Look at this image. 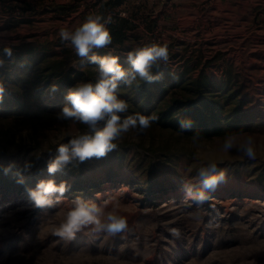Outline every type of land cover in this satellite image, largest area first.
I'll return each instance as SVG.
<instances>
[{"label":"rangeland","instance_id":"rangeland-1","mask_svg":"<svg viewBox=\"0 0 264 264\" xmlns=\"http://www.w3.org/2000/svg\"><path fill=\"white\" fill-rule=\"evenodd\" d=\"M90 13L112 16V44L97 54L111 52L125 68L128 51L167 44L162 81L137 80L118 92L129 104L125 115L159 120L144 134H125L105 157L49 176L56 147L87 131L56 114L78 82L96 81L98 65L79 68L59 36ZM0 32L10 34L13 47L12 58L2 57L0 107L14 108L0 115V168L13 165L26 184L0 195V264H264V0H0ZM202 93L222 105V124L197 144L169 121ZM169 110L175 119L163 124ZM229 131L254 136V160L220 151ZM209 159L226 171L227 182L197 205L180 189L196 183V169ZM41 179L69 185L56 207L36 208L30 199L27 189ZM158 180L165 189L153 192ZM76 197L115 207L128 230L110 237L86 228L70 242L55 236Z\"/></svg>","mask_w":264,"mask_h":264},{"label":"clouds","instance_id":"clouds-1","mask_svg":"<svg viewBox=\"0 0 264 264\" xmlns=\"http://www.w3.org/2000/svg\"><path fill=\"white\" fill-rule=\"evenodd\" d=\"M113 22L112 16L101 13H90L74 30L61 28L59 36L62 43H66L79 60V68L87 65H98L97 78L93 82H78L66 94V104L56 114V118L63 122L78 123L86 126L87 131L58 145L54 158L47 162L49 176H54L69 164L82 163L90 158L105 157L116 150L125 134L135 132L144 134L152 124L158 122L156 114L145 115L140 112L127 114L129 104L118 95L120 86L131 87L137 80L155 83L163 80V73L159 71L161 65H167L169 50L167 44H147L135 47L126 53V61L130 65L125 68L119 62L120 57L109 52L98 55V50L112 44V35L107 25ZM9 33L0 32V67H3L4 56L13 57V47L9 46ZM76 66V65H73ZM154 69L157 70L154 73ZM52 86V91H56ZM6 92L5 83L0 80V102ZM193 126L190 118L179 122L180 132ZM201 134L194 132L192 140L199 143ZM220 151L237 152L249 160L256 158V141L252 134L243 131H229L220 138ZM13 165L4 168L9 172ZM32 165L25 163L24 170H30ZM18 183H24L20 177ZM227 182V173L217 167L214 160L202 162L196 169V183H185L181 192L186 199L202 205L210 199V193ZM69 190L66 182L56 183L54 179H41L35 188L27 189L30 199L36 208L56 207L64 194ZM106 205V202H105ZM105 205H98L91 200L76 197L71 200L70 208L64 213L63 221L58 225L55 236L65 241H73L86 228L98 236L104 234L116 237L128 230L127 218L118 214L115 207L106 209ZM179 237V230L170 229Z\"/></svg>","mask_w":264,"mask_h":264},{"label":"trees","instance_id":"trees-1","mask_svg":"<svg viewBox=\"0 0 264 264\" xmlns=\"http://www.w3.org/2000/svg\"><path fill=\"white\" fill-rule=\"evenodd\" d=\"M56 105L49 107V109H55ZM152 105L153 104L149 105V107L151 108ZM185 105L186 110L183 111L182 115L176 120H174L175 117L173 116L172 110L164 112L163 124L168 123L166 122L167 119H171L174 120V122L169 121V123L179 129L180 120L190 118L193 121V126L192 128L184 131V133H187L189 135H193V133L197 131H199L201 135L208 134L210 129L217 130L221 127L222 122L219 109L222 105L212 100L206 93H202V96H200V98L198 100H195L193 103H186ZM19 107V112L27 113L30 111L29 109H27V107ZM12 109L14 110V108L10 105H4L3 107H0V115L8 116L9 114H14V112H12ZM111 174L112 172H108L106 174V177H110ZM19 178L20 177H18L17 175L15 176L12 173V169L9 172L5 173L4 167L0 168V195H6L7 193H9V191H13L12 193H14L16 191L15 188L25 187L26 184L22 185L21 183L17 182ZM35 186L33 185V188H35ZM148 187H151V185L148 184ZM152 187L153 192H159L165 189V183L164 181L158 180L157 182H154Z\"/></svg>","mask_w":264,"mask_h":264}]
</instances>
